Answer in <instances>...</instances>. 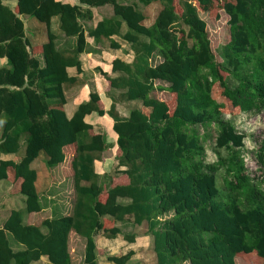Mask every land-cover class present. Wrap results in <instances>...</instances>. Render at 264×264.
I'll list each match as a JSON object with an SVG mask.
<instances>
[{
    "label": "trees",
    "instance_id": "1",
    "mask_svg": "<svg viewBox=\"0 0 264 264\" xmlns=\"http://www.w3.org/2000/svg\"><path fill=\"white\" fill-rule=\"evenodd\" d=\"M4 1L17 5L13 9ZM139 1L147 7L162 3L150 26L144 12L118 0H79L77 5L0 0V58L8 61L0 67V157L14 155L0 159V182H13L14 193L26 198L24 210L39 213V174L32 164L44 155L48 167L55 168L66 160L64 148L76 145L72 163L64 169L74 177L73 214L44 215L39 226L26 224L22 209L11 210L0 228V264H32L42 257H47L46 264H79L71 257L73 233L85 242L81 264H99V254L128 264L133 252L108 255L98 250L95 237L101 232L116 238L122 234L120 223L128 218L151 238L155 264H236V257L247 264H264V178L258 181L248 174L242 153L247 135L222 110V101L230 100L245 112H264V0L224 3L230 41L222 46V62L199 16L214 0ZM105 5L113 6L114 17L100 21L89 35L95 40L110 37L125 23L123 38L135 58L129 64L114 60L113 72L122 73L118 77L102 74L112 89L119 90V100L141 106L121 117L115 98L106 112L100 97L92 93L68 118L64 90L77 84V78L67 69L81 72L80 55L87 47L80 20L92 19L91 8ZM21 15L46 26L43 68L33 55ZM56 16L64 34L77 37L73 50L57 49L51 26ZM155 55L162 60L154 65ZM157 80L169 85L157 87ZM156 89L176 94L172 112L166 101L153 96ZM92 113L113 118L118 135L115 169L118 176L128 177V184H114L113 177L97 172L96 162L103 160L107 142L103 134L91 133L86 117ZM209 141L216 156L212 163L207 161ZM258 153L264 165V144ZM10 234L23 250L13 249ZM134 238L126 236L130 242Z\"/></svg>",
    "mask_w": 264,
    "mask_h": 264
},
{
    "label": "crops",
    "instance_id": "2",
    "mask_svg": "<svg viewBox=\"0 0 264 264\" xmlns=\"http://www.w3.org/2000/svg\"><path fill=\"white\" fill-rule=\"evenodd\" d=\"M61 1L63 3H68L71 5H77L79 4V0H57ZM134 0H118L120 4L123 5H133L137 6L136 4H130L128 2H133ZM4 3L11 6V8H15L17 5L16 1H4ZM137 8V7H136ZM93 12V18L92 19H81V23L83 24L85 31H86V39H87V47L84 53L80 55V60L82 64L81 72L78 71L76 67H69L68 73L71 77L77 78V84L69 86L65 88V96H66V103L64 105V109L66 112V115L68 118L73 117L75 112L77 111L79 105L81 103H84L91 98V94H97L100 97V107L104 109L106 112L109 111L112 107V104L114 103V100H117V110L121 117H127L130 114V111L133 108H138L141 106V103L138 101H125V100H119V90H114L111 88L110 83L108 79L102 74V71L104 73H107L111 77H118L122 73L121 72H113V62L116 59H119L125 63H132L135 58V52L132 49L131 44L126 41L123 36L127 32L128 28L127 25L124 23L121 26L120 33H113L110 35V37H102L99 40H95L94 37L90 36L89 33L96 28L98 23L104 19H111L114 17V9L111 5H105L101 7H94L91 8ZM138 9V8H137ZM139 10V9H138ZM140 11V10H139ZM145 13V12H144ZM146 14V13H145ZM148 15V14H147ZM24 15H21V18L23 20ZM148 20V19H147ZM146 20V25L147 24ZM151 25V24H150ZM148 25V26H150ZM26 26V25H25ZM52 31L56 35V47L58 50H73L76 46L77 37L76 36H66L64 32L60 28V20L59 17H54L52 19ZM27 34V38L31 42V44L34 46L33 55L39 60L40 66L43 68L45 67V58L41 51V46L47 42V32L45 33L44 38H38L35 37L36 34H33L31 36ZM118 44V46L113 44ZM154 57H159L158 55H155ZM152 58V63L153 59ZM160 58V57H159ZM162 60V59H161ZM160 62V61H159ZM158 62V63H159ZM8 63L6 58H0V67L6 66ZM157 63V64H158ZM154 64V63H153ZM155 65V64H154ZM157 80L156 82H158ZM161 82V81H159ZM115 98V99H114ZM55 106L58 104H54ZM58 107V106H56ZM86 122L92 125L93 130L92 134H103L106 138L107 142V149L104 152L105 153H112L115 155V158L117 156L118 147L116 145L117 137L114 130V120L109 114H105L104 116H100L97 113H92L86 117ZM0 137H1V127H0ZM65 154H66V160L61 163L60 165L56 166L53 169H58L60 171L61 178L57 177L55 171H53V174L51 173V183L55 184V180H58V184H61L64 179L67 178V175L64 171V169L68 168L76 153V145H68L64 148ZM112 151V152H111ZM44 157V156H40ZM39 157V158H40ZM14 155L8 154V155H1L0 159L3 160H10L13 159ZM38 158V159H39ZM37 159V160H38ZM35 160L34 163L37 161ZM45 161V158H43ZM115 161L116 159L112 158H103L102 161L96 162V170L99 174L104 175L107 174L110 178L113 177V183L114 184H128L129 180L126 175H119L116 173L114 176L110 174V168H115ZM33 163V164H34ZM32 164V165H33ZM109 166L108 168H106ZM68 170V169H67ZM116 170V169H115ZM70 173L71 170H70ZM56 178V179H55ZM72 180L74 182V177H72ZM13 182L6 181L4 184L3 189H0V216L3 215L4 217H0V228L4 226L5 221L10 215L11 210H13L14 206H17L19 209H25L26 207V198L22 196H18V194L14 193L13 190ZM13 190V191H12ZM65 187L60 188V192H65ZM45 192V193H44ZM49 187L47 185V190H44L40 193V203L42 205V211L39 213H30L28 214V218H32L34 214L38 215L39 218L35 221L36 225L41 226L42 221L44 220V215L46 217H54V218H60L64 216H70L73 214L74 210V204L71 206H67L65 204V198L60 196V198H63L61 204L58 208V210L55 212L51 202L52 198L49 195ZM51 197V198H50ZM43 199L51 205L48 208V205L43 204ZM8 202V207L5 204ZM75 202V201H74ZM12 206V207H11ZM54 211V212H53ZM40 214L42 215L40 217ZM167 217V216H166ZM130 221L131 219L128 218ZM121 222L120 227L122 228V234L118 235L114 239L107 238L103 236L101 232H97L95 234L96 241H97V247L98 250H104L107 252L108 255H125L129 252H133V255L130 259V262L128 264H144L142 261V257L145 258V256L149 255L150 257L154 258L156 262V257L153 252V244H141L140 240H144L142 237H148L146 235V231L142 230L141 227H134L133 224L129 221ZM31 222L30 224H32ZM136 229L135 232H131V230ZM134 234L135 238L134 241L130 242L126 240L127 235ZM10 236V235H9ZM10 240V238H9ZM72 242L74 244H71V248L73 250L72 253V260L74 257H77L79 259V264L84 262V255H81V252L79 251V247L82 246V251L85 253V242L83 241V238L81 236H77L75 233L72 234ZM12 244V247L15 251H20L24 249V246L17 243L14 244L10 241ZM48 261L47 257H42L41 260L35 261L32 264H46ZM74 261V260H73ZM154 262V264H155ZM99 264H116L114 262H110L107 259L106 255L99 254Z\"/></svg>",
    "mask_w": 264,
    "mask_h": 264
},
{
    "label": "rangeland",
    "instance_id": "3",
    "mask_svg": "<svg viewBox=\"0 0 264 264\" xmlns=\"http://www.w3.org/2000/svg\"><path fill=\"white\" fill-rule=\"evenodd\" d=\"M227 1L228 0H214V3L212 4L210 10L199 12V16L202 19H204L207 23V32L211 41V47L216 55V59L218 62H222V58H221L222 46L230 41V35H229L230 32H229V24H228L229 16L224 11V3ZM128 3L136 4L137 5L136 7L140 11L145 12L146 15L148 14L147 15L148 25L152 24L155 21V18L162 6L161 2H156L151 6L147 7L139 0H134L133 2H128ZM175 3L177 4V0H175ZM178 10H180L179 7ZM23 21L26 25L25 26L26 32L28 33L29 36L36 34L35 37L44 38L46 33V26L44 23L39 22L36 18L30 15H24ZM159 61H161V58L154 57L153 59L154 64H157ZM155 84L157 87L160 86L167 87L169 85L166 82H159V81L155 82ZM152 94L154 97L166 101L170 107L171 112L175 109L176 94H172L167 90L161 91L159 89H156ZM216 94H217V98L219 100H222L223 92L220 88H217ZM222 103H223L222 110H223V114H225V118L227 120H232L236 124L238 131L245 133L247 135L245 139V147L242 150V153L248 170V174L252 178H255L258 181L263 179L264 165L260 163V157L258 152L262 147V145L264 144V112L259 114L245 112L244 110L234 107L230 100H226V101L223 100ZM212 146H213V142L209 141L207 143V161L209 163H212L216 160V156L213 152ZM43 158L44 157H40L33 164V168L36 169L39 174V179L37 182L39 192L41 193L42 191L47 190V185H48L50 191L49 195L53 197L51 204L52 206H54L53 209L55 212L58 210L59 206L63 204L61 202L63 198H60V196L65 198V204L67 206H71L72 204L75 203L74 201L76 200V193H75V183L73 182L70 173L69 175H67V178L64 179L61 184H58L57 183L58 180H55L56 183L53 184V186L52 184L50 185L51 173L53 174V171H55L56 178L57 177L61 178L60 171H58V169L52 170V168L48 167V164L46 163V159L44 161ZM103 158H112L114 160L116 159L113 152L105 153L103 155ZM108 167L109 166H107L106 168ZM108 170H110L109 172L112 176H114L117 173L115 168L109 167ZM5 182L6 181L0 182V189H3ZM13 187H15V185H13ZM61 187L63 188L65 187L66 191L63 193L60 192ZM13 190L14 192H17L15 191V188H13ZM18 196L24 197L21 193L18 194ZM5 204L8 207V202H6ZM43 204L44 205L47 204L48 208L51 206L45 201V199H43ZM13 209H19V208L17 206H14ZM22 210L24 211V222L26 224H30L31 222H33L32 224H35V221L39 218V216L34 214L32 218L31 217L28 218V213L24 209ZM0 217H4V216L1 215ZM164 218H166V216H164ZM142 228L143 227H141V229ZM42 230L45 231L43 227ZM135 230L136 229L134 228L133 230H131V232L133 231L135 232ZM9 238L12 243L17 244L13 235L10 234ZM142 238L144 240L142 241L140 240V242H142L141 244H152L151 239H148V237H142ZM81 248L82 246L79 247V251L81 252V255H84L85 253L84 251H82ZM142 261L144 262V264H154L155 262L154 258L150 257L149 255L148 256L146 255L145 258L142 257ZM183 264H190V263L187 262ZM236 264H247V261H245V259H243L242 257H236Z\"/></svg>",
    "mask_w": 264,
    "mask_h": 264
}]
</instances>
